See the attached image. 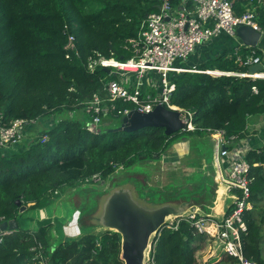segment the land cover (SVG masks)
I'll return each mask as SVG.
<instances>
[{
    "label": "trees",
    "instance_id": "trees-1",
    "mask_svg": "<svg viewBox=\"0 0 264 264\" xmlns=\"http://www.w3.org/2000/svg\"><path fill=\"white\" fill-rule=\"evenodd\" d=\"M170 1L174 7L182 2ZM161 2L0 0V124L59 118L50 128L36 133L37 137L22 151L0 157V222L18 221L24 216L19 213L20 207L32 204L27 210L35 209L57 191L89 185L94 177L101 182L109 180L112 186V177L120 168L119 185L130 183L137 185V190L141 180L138 185L135 174L144 173L138 165L160 161L179 139L190 143L188 165L199 167L202 160H210V148L204 139L207 134L223 131L226 139H240L247 118L264 113V79L238 76L246 74L249 68L244 63L249 50L242 47L237 55L226 51L194 68H186L197 72L169 75L175 85L170 104L192 113L194 131L166 136L161 128L125 133L101 125L95 132L85 127V103L93 94L104 96V86L117 79L103 68L90 70V60L100 56L131 58L133 49L129 41L137 39L143 23L150 14L158 12ZM234 6L236 15L251 7L247 2ZM255 13L258 23L264 26V1ZM213 70L228 75L203 73ZM131 107L128 103H116V109ZM74 112H81L83 119H75ZM108 118L122 116L110 114ZM44 136L46 140L41 142ZM245 159L251 179L252 209L245 216L248 231L243 237L244 254L247 259L264 264V207L260 206L264 203V150L248 151ZM199 175L194 173L185 180L198 183L197 187L183 188L177 195L188 197L203 191L210 182ZM98 193L104 195L108 190ZM83 201L82 207L86 208H81L82 219H87L95 202L89 201L88 207L86 199ZM190 224L188 218L182 217L173 224L176 229L162 227L157 232L149 253L153 264H200L196 253L208 239ZM50 230L51 224L46 220L38 224L36 232L18 228L0 236V264H38L31 261L30 248L35 241L43 245L48 264H123L121 239L115 231H90L53 244ZM222 261L221 264H235L230 257Z\"/></svg>",
    "mask_w": 264,
    "mask_h": 264
},
{
    "label": "built area",
    "instance_id": "built-area-1",
    "mask_svg": "<svg viewBox=\"0 0 264 264\" xmlns=\"http://www.w3.org/2000/svg\"><path fill=\"white\" fill-rule=\"evenodd\" d=\"M263 0H182L178 7H174L170 0H162L160 9L150 14L143 23L137 39L129 41L133 49V56L127 60L98 57L90 60L88 68L96 67L109 69L116 75V80L109 81L103 88L104 96L93 94L85 103L84 113L88 120L85 127L92 132L99 129L102 121L111 114L126 116L131 110L141 113H150L158 105L168 109L178 110L185 127L183 131H194L192 113L170 104L171 94L175 85L169 79L170 74L183 72H197L186 69L179 64L186 61L202 44H205L220 35L235 36L238 27H248L264 37V26L257 21V16L251 9L240 15L235 14V3L247 2L260 4ZM73 38L70 37L69 41ZM73 46L72 43L69 44ZM247 66L259 64V58L247 57L244 62ZM154 72L159 77V91L143 93L141 79L147 73ZM199 72V71H198ZM208 75H228L216 70L205 71ZM130 74L134 75L135 83H128ZM251 79H264V73L254 75L238 74ZM252 91L256 93L255 87ZM131 104V108L116 109V103ZM36 123V120H15L9 126L0 124V148L13 146L21 142L26 136L27 128ZM213 145L212 166L216 172V181L227 194H231V205L223 213L222 218L215 221L211 216L200 215L192 210L188 214L165 219L162 227L176 229L173 224L186 217L197 233L211 238V245H215L219 252L230 257L235 264H258L256 260L247 259L244 254L243 237L248 228L245 216L252 209L250 202V183L248 178L249 165L245 154L231 152V142L236 138L226 139L223 131L208 134ZM46 137L41 138L44 142ZM232 157L231 165L226 175L221 172V159ZM264 167V165H263ZM120 170H122L120 168ZM91 182H101L97 177ZM89 182L85 183L88 184ZM90 184V183H89ZM238 192V193H237ZM5 232L0 236L8 234ZM99 246V242H96ZM30 252L33 253L32 262L48 264L43 252V245L35 241ZM150 253V251H149ZM149 253L144 264H153Z\"/></svg>",
    "mask_w": 264,
    "mask_h": 264
},
{
    "label": "crops",
    "instance_id": "crops-1",
    "mask_svg": "<svg viewBox=\"0 0 264 264\" xmlns=\"http://www.w3.org/2000/svg\"><path fill=\"white\" fill-rule=\"evenodd\" d=\"M264 1V0H263ZM263 1L261 3H263ZM260 4H251L249 9L255 11L259 8ZM258 7V8H257ZM256 14V13H255ZM245 47L249 50L247 57L259 58V64L262 65L263 69L259 73H264V37L260 36L258 44L256 47H246L243 45L242 41L235 34L234 37H229L226 35H220L216 38H213L209 42L200 45L197 47L195 52L183 63L179 64L184 68H194L196 65L201 64L203 62L209 61L216 57L217 55L224 53L226 51H233L236 55L240 48ZM257 53H260V56H257ZM245 58V59H246ZM241 58L237 57V61L240 62ZM252 66V65H251ZM250 67V66H248ZM217 71V70H216ZM248 74V72L246 73ZM127 82L135 83L134 75L130 74L128 76ZM142 87L141 90L143 93H156L159 91V77L154 72H149L147 75L141 79ZM153 91V92H152ZM77 119H83V114L79 112H74ZM71 115V114H69ZM75 116V117H76ZM104 120L101 125L105 128ZM36 124V125H35ZM34 125L27 128L26 136L22 140L13 146L0 148V156H10L13 153L20 152L24 149V147L29 143L33 136L41 130H46L49 127L48 120L39 119L36 121ZM52 124V123H51ZM107 129V128H105ZM207 142L210 153L209 161L202 160L201 166L193 167L188 165L189 157H190V143L187 139H179L174 142L162 155L161 160L154 163H147V166H150V170L152 172H148V178L146 181V191L142 192L140 197L141 201L147 200L148 205H153L152 207L169 205V203H174L172 206L174 208H181L182 214H188L192 210H198L197 212L201 214L202 211H205L204 208H209L208 215L211 216L215 221H218L222 218L223 213L228 209L231 205V199L229 196L231 194H227L222 187L218 186L216 181V172L212 166V156H213V145L211 141V137L207 134L204 138ZM231 152H239L245 154L248 151H258L264 150V113L260 115H253L247 118L246 130L244 132V136L240 139L234 140L230 145ZM232 157L222 158L220 161L221 164V172L226 175L228 173L230 165H231ZM172 162V163H171ZM159 164L158 168H152V165ZM171 164V166H170ZM181 164V165H180ZM140 168L143 169V175L147 174V170L145 169L146 164H139ZM169 166V167H168ZM175 166V167H174ZM264 168V167H263ZM161 170V171H160ZM121 171L120 169L113 175L114 184L111 186L109 180L103 181L104 185L107 182L110 183V188L115 190L124 189L128 185L120 186V179H118L117 174ZM173 172L178 177H172ZM194 173L200 174L199 176L202 180L208 178L210 182L204 190L197 194H192L188 197L177 195L182 188L192 189L198 186V183L192 181H185ZM139 174V175H142ZM174 180H173V179ZM112 179V180H113ZM140 178L137 177L136 181L139 184ZM185 181L186 185L184 187H179L180 182ZM141 183V182H140ZM142 184V183H141ZM174 184V185H173ZM92 185H82L80 188H66L61 191H57L55 195L51 196L48 199H45L40 203V206L35 209L27 210V207H30L32 204H29L26 208V213L22 216L18 221H16L18 228L28 231V232H36L38 230V224L42 221H49L51 224V230L49 231L50 241L55 244L60 241H64L65 239H75L82 236L84 233H89L90 231L95 234H100L106 229L102 228L98 221V208L96 205L99 202V197L104 196L100 195L95 202V207L92 206V214L87 222L82 219V210L86 207H82V203L84 202L85 195L93 190ZM133 186V185H132ZM137 187V185H134ZM133 186V187H134ZM175 186V187H174ZM100 186L98 185L97 188ZM132 189L135 190L134 187ZM110 188H102L100 191L108 190V193L111 191ZM209 188V191L206 189ZM71 189V190H70ZM70 190V191H69ZM69 191V192H68ZM182 192V191H181ZM180 192V193H181ZM107 193V194H108ZM223 193V194H222ZM224 195V196H223ZM78 198V201L73 200ZM51 199L52 201H47ZM178 199H182L180 201H176ZM70 208V212L74 213L73 218L66 222V213L65 208ZM86 206V204H85ZM98 206V205H97ZM261 207H264V203L260 204ZM223 207V208H222ZM83 208V209H81ZM217 208V209H216ZM219 209V210H218ZM72 215V214H71ZM90 215V212H89ZM174 217V215L168 216L167 218ZM82 219V221H80ZM62 221V222H61ZM93 225V228L91 229ZM9 234V233H8ZM203 246L199 248L196 253L197 262L200 264H221L222 260L225 259L224 254L218 251L215 245H211L212 239L207 238ZM201 251V253H198ZM263 258H264V247H263ZM200 255V258H199ZM205 255V256H204ZM224 263V262H223Z\"/></svg>",
    "mask_w": 264,
    "mask_h": 264
},
{
    "label": "water",
    "instance_id": "water-1",
    "mask_svg": "<svg viewBox=\"0 0 264 264\" xmlns=\"http://www.w3.org/2000/svg\"><path fill=\"white\" fill-rule=\"evenodd\" d=\"M235 33L246 47H256L260 39L258 33L244 26L238 27ZM262 69L261 64L252 65L248 68V74H257ZM104 70L110 74L109 69ZM184 127L178 110L158 105L150 113L131 110L122 117L119 126L110 131L131 133L143 128H161L164 130V135L170 136L183 131ZM16 206H20V203L16 202ZM103 207L104 210L100 216L98 215L97 221L102 228L119 234L120 259L123 264H144V259L151 249L152 239L162 228L165 219L171 215L182 214L181 208L176 209L171 205L141 207L130 199L125 189L111 192ZM25 210L26 208L22 206L19 208V213ZM17 229L15 220L0 222V235Z\"/></svg>",
    "mask_w": 264,
    "mask_h": 264
},
{
    "label": "rangeland",
    "instance_id": "rangeland-1",
    "mask_svg": "<svg viewBox=\"0 0 264 264\" xmlns=\"http://www.w3.org/2000/svg\"><path fill=\"white\" fill-rule=\"evenodd\" d=\"M78 114H79V112H77ZM74 114V113H73ZM75 115V114H74ZM70 116V115H69ZM76 116V115H75ZM78 116H76L75 117V119L77 118ZM58 118V116H51L50 118H48L47 120L49 121V124H51L52 122H54V121H56V119ZM59 119V118H58ZM121 119L122 118H119V119H113V118H108V119H106V120H104L105 122H104V124H105V128H107V129H114L115 127H118L119 126V124H120V122H121ZM78 120V119H77ZM36 125V124H35ZM103 125V124H102ZM102 125H101V127H102ZM33 136V138L35 137H37L36 136V134L35 135H32ZM22 142V141H21ZM1 157V156H0ZM143 164V163H142ZM146 164V167H145V169L147 170V174H145V175H138V174H135V177L137 178H140V180H141V186L137 189V190H133L132 189V184H130V183H128V184H126V185H128L127 187H124V189H125V192L130 196V199L131 200H133V201H135L139 206H141V207H146V208H150V207H152L153 205H148L147 204V200H146V202L145 201H141L140 200V196H141V194H140V192L141 191H143V192H145L146 191V188H145V186H146V181H147V178H148V172L150 171V173L152 172V169L150 170V166H147V163H145ZM152 168H158L159 169V164H155V165H152ZM172 177H178L174 172H173V175H172ZM173 179V178H172ZM148 180H149V178H148ZM174 180V179H173ZM89 185H92V186H90V187H93V186H95V185H99L100 187L99 188H97V186L96 187H93V190L91 191V192H89L88 194H87V196L85 195V197H84V199H86V204L88 205V207H89V201H92L91 203H93V202H96L97 201V198L99 197V193L98 192H100V190L99 189H106V188H110V183L109 182H107V184L105 183L104 185L102 184V182H91ZM174 185V184H173ZM186 185V182L185 181H182V182H180V184H179V187H184ZM175 187V186H174ZM72 188H74V187H72ZM134 188V187H133ZM183 189V188H182ZM71 190V189H70ZM69 190V191H70ZM110 192L108 193V194H106V195H104V196H101V197H99V202H98V206L96 205V207L98 208V211H99V216H100V214L102 213V211L104 210V202H106V199H107V197H108V195L111 193V192H113L115 189H113V188H110ZM68 191V192H69ZM73 200H76V201H78V198H75L74 197V199ZM180 200H182V199H178V200H176V201H180ZM174 203H169V205H173ZM204 210L205 211H202L201 212V214H203V215H207L210 211H209V208L207 209V208H204ZM24 214L26 213V212H23ZM65 213H66V222L70 219V217H72L73 218V216H74V213L71 211L70 212V208L67 206L66 208H65ZM72 214V215H71ZM84 219V221L85 222H87L88 221V219H86V218H83ZM80 221H82V219H80ZM62 222V221H61ZM262 234L264 235V229H263V231H262ZM264 243V242H263ZM264 247V246H263ZM198 253H201V251H199ZM205 256V255H204ZM199 258H200V255H199ZM204 264H207V263H204Z\"/></svg>",
    "mask_w": 264,
    "mask_h": 264
},
{
    "label": "bare ground",
    "instance_id": "bare-ground-1",
    "mask_svg": "<svg viewBox=\"0 0 264 264\" xmlns=\"http://www.w3.org/2000/svg\"><path fill=\"white\" fill-rule=\"evenodd\" d=\"M172 163V162H171ZM181 165V164H180ZM170 166H171V164H170ZM169 167V166H168ZM175 167V166H174ZM161 171V170H160ZM223 194V193H222ZM224 196V195H223ZM223 208V207H222ZM217 209V208H216ZM219 210V209H218Z\"/></svg>",
    "mask_w": 264,
    "mask_h": 264
}]
</instances>
